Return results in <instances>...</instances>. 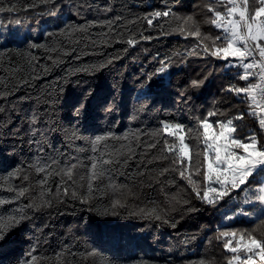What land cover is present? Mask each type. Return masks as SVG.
Listing matches in <instances>:
<instances>
[{
    "label": "trees",
    "instance_id": "16d2710c",
    "mask_svg": "<svg viewBox=\"0 0 264 264\" xmlns=\"http://www.w3.org/2000/svg\"><path fill=\"white\" fill-rule=\"evenodd\" d=\"M228 7V0H0L1 28L15 17L28 21L30 29L41 28L5 44L9 31L0 33V222L7 224V214L17 208L29 216L0 242V264H24L32 248L36 264H228L233 254L220 232L264 240V215L226 221L240 208L233 201L243 190L215 206L192 190L205 187L204 144L196 126L208 112L217 111L210 121L243 114L233 121L234 134L243 139L254 133L264 143L256 100L224 90L257 83L255 77L238 79L242 68L224 67L238 63L236 58L212 56L200 38L187 34L198 28L201 37L211 38L203 43L212 49L224 32L211 21L215 11L226 14ZM257 7L249 0V15ZM164 10H170L168 17L152 15ZM32 43L44 47L31 48ZM200 80L203 85L194 87ZM89 88L86 115L75 122L72 105ZM106 101L111 110L103 107ZM162 121L184 126L190 164L182 159L195 185L174 170L182 167L172 163L177 153L161 151L165 140H175L162 131ZM73 129L80 139L70 138ZM104 134L111 138L94 152L92 139ZM100 158L120 163L103 166L110 171L93 181L88 194L90 165L95 160L99 166ZM40 167L51 173L44 185ZM69 168L71 180L64 175ZM9 188L27 191L17 199ZM84 196L88 203H81ZM29 204L33 207L25 208ZM245 210L252 213L254 206Z\"/></svg>",
    "mask_w": 264,
    "mask_h": 264
},
{
    "label": "snow or ice",
    "instance_id": "6c2138e0",
    "mask_svg": "<svg viewBox=\"0 0 264 264\" xmlns=\"http://www.w3.org/2000/svg\"><path fill=\"white\" fill-rule=\"evenodd\" d=\"M47 2V0H44ZM254 3H258L253 14L249 15L248 4L249 0H228V5L226 14H222L219 11H215V19L211 21L216 28L223 29V36H216L215 40L212 42V49L209 48L207 44H204V40L211 39L210 37H201L199 29L196 28L194 31L188 29V35H194L200 38V44H203V50L210 53L212 56L228 61L230 57L236 58L238 63L233 64L229 62L224 67H240L243 69L242 73H239L237 78L240 80L247 81L250 76H257L260 83H251L247 86L238 87L236 85H230L226 89L227 92L235 93L236 95L244 94L249 97L252 101L256 100L255 92L257 89L260 90L262 96H264V0H253ZM5 9L0 8V12H4ZM11 11V9H9ZM209 11H214L213 8H209ZM55 14V13H53ZM155 17H168L170 15V10H164L163 12L157 11L152 14ZM238 16L239 19L235 17ZM192 17H188L184 22L191 21ZM17 24L20 23L19 20L16 21ZM147 23L152 24V20L148 19ZM80 29L73 28L72 31H78ZM181 34H184L185 28L181 27L178 29ZM49 36L54 35L52 32L48 33ZM216 41H221L217 45ZM129 45L134 44L132 39L126 41ZM251 42V43H250ZM242 45V46H238ZM199 46V45H198ZM31 48H43L44 45L38 43L30 44ZM257 56L259 59H257ZM251 58V59H249ZM35 59V57H33ZM249 62L245 63L244 61ZM111 63V61H109ZM163 63V62H162ZM254 69H259V72L250 71ZM78 71H88V69H78ZM161 73L164 68L159 70ZM204 79H207L205 77ZM23 83H28L27 80ZM204 83V80L193 81L194 87H200ZM93 90L91 88L85 90L84 95L76 103L72 105V117L75 122L86 115V109L88 107V97L92 95ZM190 98V97H189ZM106 110H111V105L106 101L103 105ZM255 114V113H249ZM217 115V111L213 110L206 114V118L198 119L196 126V133L199 137H202V143L204 144L203 149V160L206 162V171L203 174V181L205 182V187L202 190H198L193 186V192L196 194V198L201 200L203 203L215 206L220 200L225 197H230L233 191L240 192L243 190L244 199L242 203L253 204L259 202L264 205V180H258L257 177L264 176V143L257 139L256 135L250 134L243 139L239 136L234 135L236 133L237 126L234 125V120L243 119V114L229 118L225 121H210L208 118ZM37 117L33 115L32 123H37ZM214 124L218 126L217 131L210 132L213 129ZM259 124L262 129H264V116H260ZM162 131L169 137L175 135V140L169 142L165 140L161 147V151L167 153H177L176 157L173 159L172 163L174 165H182L174 170L179 172L182 179H186L190 185H195L196 181L192 180L190 175H186L188 165H186L182 157L189 156V145L185 143V136L179 134L183 131V125L172 121H162ZM170 129H174L171 131ZM34 131H39V129H34ZM193 130L189 129V133ZM70 138L80 139L77 129H73L70 133ZM110 134H104L96 136L92 139L91 143L93 145L92 150L98 151L97 145H100L102 141L110 139ZM178 141V144L177 142ZM149 147H155L154 144L149 145ZM199 147L197 146V155L199 156ZM211 153V155H209ZM120 163L119 160L113 161L110 158H100V165L94 160L91 165V173L89 176L88 194L93 191V181L99 179L105 174L106 171L110 169H105L103 166L111 165L113 163ZM127 163V161H124ZM190 164V157H189ZM51 167V164L47 166ZM72 167H75L74 165ZM39 172H45V177L40 181L41 185L46 184L47 175L51 173L47 172L45 167H40L37 169ZM168 171V169H164ZM196 174L200 175V169H196ZM16 173H13L15 176ZM68 180L72 179V170L69 168L64 172ZM250 178L252 182L249 183ZM24 180L28 177L25 175ZM247 185V187L242 189V186ZM255 185V187H254ZM8 191H15L16 198L23 197L26 188H20L19 190L15 188H9ZM63 192L65 195L68 194V189L64 188ZM73 196L76 195L75 192L72 193ZM87 196L81 197V203H88ZM4 201H0V204ZM187 203V201H185ZM120 205V201L117 200L112 207L115 208ZM122 206V205H121ZM33 205H26L25 208H32ZM38 210V208L34 209ZM194 210V209H193ZM8 210L5 209V213ZM250 216L251 213L240 208L238 213L235 215ZM151 215V213H150ZM233 216L227 217L232 219ZM3 216L0 215V220ZM29 219V216L24 210L17 208L14 213L7 214V224L0 222V242L6 243L10 236H7V232L18 227L23 221ZM155 219L160 220V215H155ZM264 222V217L260 218ZM167 223V221H164ZM175 226V225H173ZM7 229V231H6ZM7 236V239H6ZM218 238H225L224 247L227 251L233 253L234 255L229 258L228 264H264V240L257 239L251 233L237 232V231H223L220 232ZM237 239L235 246L232 244V239ZM2 245V243H0ZM243 251V256L240 254ZM35 248L29 250L28 256L30 259L25 260L24 264H36V257L33 255ZM258 258V261L257 259ZM203 264V262H201Z\"/></svg>",
    "mask_w": 264,
    "mask_h": 264
},
{
    "label": "rangeland",
    "instance_id": "374dc122",
    "mask_svg": "<svg viewBox=\"0 0 264 264\" xmlns=\"http://www.w3.org/2000/svg\"><path fill=\"white\" fill-rule=\"evenodd\" d=\"M17 20L20 21L19 24L16 23ZM40 29L41 28L39 26L33 27V28L30 29V26H29V22L28 21L21 20L20 18L15 17V18H13L12 21H10V23H8L6 25V28L5 29H3V28L0 27V33H4L5 30H8L9 31L8 36L6 38H2V39H4L2 41V43L5 44L7 42V40H9V39H24L28 34L33 33V32L34 33H37ZM261 43H264V41H262ZM238 46H240V45H238ZM217 128H218V126H214L213 129L210 130V132L217 131ZM170 130L175 132L174 129H170ZM179 134L184 135L183 131L181 133H179ZM173 137H175V135ZM209 155H211V153ZM189 157H190V149H189V156L188 157H183V158H185L186 160H189ZM205 164H206V162H205ZM257 179L258 180H264V176L257 177ZM243 188H245V185L242 186V189ZM232 193H234V191ZM235 199H237V198H234V201H233V203L235 202L234 205H237L238 203H240V208H244L245 209V207H248V206H251V205L254 206L253 212L251 213L250 216H247V217H249L251 219H257L258 217L264 215V205H261L259 202H256V203H253V204H244V203H242V201L244 199V192H243V194H242V196H241V198L239 200H235ZM239 209H237L234 212H232L230 216H233L234 213H238L239 212ZM230 216H227V217H230ZM241 216H244V215L237 214V215L233 216L232 219H237V218H239ZM227 217H226V221L228 222L231 219H228ZM228 239H232V238H228ZM237 239H232L233 246L236 245ZM240 254L243 256V251H241ZM256 259L258 261V258H256Z\"/></svg>",
    "mask_w": 264,
    "mask_h": 264
},
{
    "label": "built area",
    "instance_id": "2783aa9c",
    "mask_svg": "<svg viewBox=\"0 0 264 264\" xmlns=\"http://www.w3.org/2000/svg\"><path fill=\"white\" fill-rule=\"evenodd\" d=\"M241 6H243L242 5V0H241ZM251 43V42H250ZM249 59H251V58H249ZM257 59H259V57L257 56ZM246 62H249L248 60H245ZM252 71H255V72H259V69H254V70H252ZM255 77V79H256V82L257 83H260V81L258 80V78H257V76H254ZM256 102H257V104L259 105V107H260V109H261V113H262V116H264V96H262L261 95V93H260V90L259 89H257V93H256Z\"/></svg>",
    "mask_w": 264,
    "mask_h": 264
}]
</instances>
